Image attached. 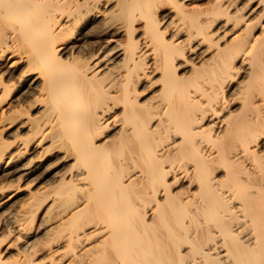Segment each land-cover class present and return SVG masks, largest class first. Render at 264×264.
I'll use <instances>...</instances> for the list:
<instances>
[{
    "label": "bare ground",
    "instance_id": "6f19581e",
    "mask_svg": "<svg viewBox=\"0 0 264 264\" xmlns=\"http://www.w3.org/2000/svg\"><path fill=\"white\" fill-rule=\"evenodd\" d=\"M0 264H264V0H0Z\"/></svg>",
    "mask_w": 264,
    "mask_h": 264
},
{
    "label": "rangeland",
    "instance_id": "374dc122",
    "mask_svg": "<svg viewBox=\"0 0 264 264\" xmlns=\"http://www.w3.org/2000/svg\"><path fill=\"white\" fill-rule=\"evenodd\" d=\"M154 87V86H153ZM153 87L151 88H146L145 90H144V92H145V95L147 94V93H150L151 92V90L153 89ZM144 92H142V93H144Z\"/></svg>",
    "mask_w": 264,
    "mask_h": 264
}]
</instances>
